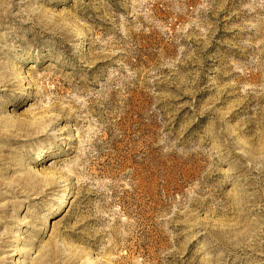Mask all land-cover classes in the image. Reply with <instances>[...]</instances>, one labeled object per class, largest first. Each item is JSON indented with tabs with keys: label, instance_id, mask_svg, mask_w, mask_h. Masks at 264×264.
Segmentation results:
<instances>
[{
	"label": "rangeland",
	"instance_id": "1",
	"mask_svg": "<svg viewBox=\"0 0 264 264\" xmlns=\"http://www.w3.org/2000/svg\"><path fill=\"white\" fill-rule=\"evenodd\" d=\"M0 264H264V0H0Z\"/></svg>",
	"mask_w": 264,
	"mask_h": 264
},
{
	"label": "bare ground",
	"instance_id": "2",
	"mask_svg": "<svg viewBox=\"0 0 264 264\" xmlns=\"http://www.w3.org/2000/svg\"><path fill=\"white\" fill-rule=\"evenodd\" d=\"M63 201H65V200H63Z\"/></svg>",
	"mask_w": 264,
	"mask_h": 264
}]
</instances>
